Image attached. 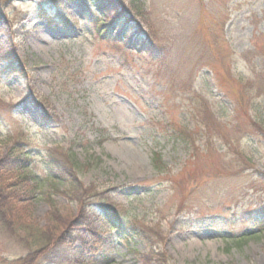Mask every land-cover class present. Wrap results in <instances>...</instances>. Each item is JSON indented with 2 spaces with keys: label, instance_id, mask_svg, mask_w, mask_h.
Masks as SVG:
<instances>
[{
  "label": "rangeland",
  "instance_id": "374dc122",
  "mask_svg": "<svg viewBox=\"0 0 264 264\" xmlns=\"http://www.w3.org/2000/svg\"><path fill=\"white\" fill-rule=\"evenodd\" d=\"M100 4L0 5V168L30 165L33 178L6 206L0 264L54 224L48 193L76 215L52 181L38 183L52 174L47 147L69 151L83 184L162 238L98 220L95 239L85 229L68 251L81 264H142L152 247L170 264H264V135L248 133L264 127V0H123L125 15ZM22 138L29 147L15 151Z\"/></svg>",
  "mask_w": 264,
  "mask_h": 264
},
{
  "label": "trees",
  "instance_id": "16d2710c",
  "mask_svg": "<svg viewBox=\"0 0 264 264\" xmlns=\"http://www.w3.org/2000/svg\"><path fill=\"white\" fill-rule=\"evenodd\" d=\"M9 0H0V5H5ZM100 4L101 8L110 11H120V15H125L126 9H123V0H94ZM95 5L88 7L92 10ZM87 8V7H86ZM123 12V13H122ZM103 24H100L99 28L102 29ZM103 32V33H102ZM102 34H107L106 29H102ZM247 116L252 121V125L255 128L262 129L260 124L252 119L248 112ZM251 133L263 134L262 130H251ZM29 142L24 138L16 140V144L13 149L15 151H25L29 147ZM29 155V154H26ZM33 158L28 157V161H32ZM41 160L43 161L44 168L49 169L52 174L46 172L45 178L40 176L38 183L52 181V189L54 192L61 194L62 196L74 201L78 206L76 215L72 213H62L55 201L52 198V194L48 193L46 200L50 204V220L54 221L53 225L47 227L36 228V242L34 248L28 252L26 256H22L14 261L15 264H40L42 260L51 258L56 264H81L77 254L68 252L75 241L83 240V230H87L95 239L98 234V229L94 223L98 220L108 219L113 229L124 231L125 229H136L141 231L148 240L151 239V233L160 237L158 230L155 228H148L144 225L137 226L138 224L131 221L128 218L129 212L120 204H116L108 192L97 191L94 185H85L78 178L76 171L75 158L69 151H65L63 148L47 147L45 152L41 154ZM154 165L157 170H163V163L161 156L155 154ZM252 159L249 155L244 153V170L248 169ZM7 167L0 168V223L4 226L13 224L10 221L7 214V205L13 204L14 208L19 206V199L23 196H18V193L26 195L27 190L24 185L28 179H33L32 174L26 172L32 171V166L24 165L18 166L13 161L9 160ZM77 166V165H76ZM18 168L22 171L18 176H11V172H18ZM260 173V172H258ZM264 175V173H260ZM261 175V176H262ZM13 179H16L13 181ZM36 180V179H34ZM264 180V178H261ZM24 199V198H23ZM259 213L263 216V224L260 226L264 229V203L260 207ZM10 221V222H9ZM263 231V230H262ZM162 241V238L156 239ZM155 243V240H150ZM152 247V246H151ZM149 252L141 254L142 264H170L169 256L159 249L151 248Z\"/></svg>",
  "mask_w": 264,
  "mask_h": 264
}]
</instances>
